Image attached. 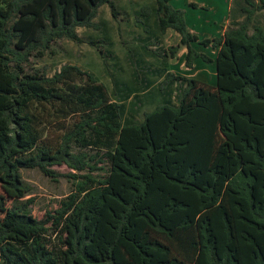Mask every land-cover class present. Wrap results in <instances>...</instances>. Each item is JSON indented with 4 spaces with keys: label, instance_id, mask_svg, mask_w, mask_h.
Returning a JSON list of instances; mask_svg holds the SVG:
<instances>
[{
    "label": "trees",
    "instance_id": "16d2710c",
    "mask_svg": "<svg viewBox=\"0 0 264 264\" xmlns=\"http://www.w3.org/2000/svg\"><path fill=\"white\" fill-rule=\"evenodd\" d=\"M173 1L136 10L144 49L172 29L180 42L165 56L184 47L188 68L211 63L214 76L150 68L160 93L180 85L177 102L162 92L167 103L124 121L125 96L92 72L30 67L62 39L106 56L109 37L78 28L102 29L105 4L118 20L117 0H0V264H264V0H232L213 37ZM29 168L73 185L43 216L25 199Z\"/></svg>",
    "mask_w": 264,
    "mask_h": 264
},
{
    "label": "rangeland",
    "instance_id": "374dc122",
    "mask_svg": "<svg viewBox=\"0 0 264 264\" xmlns=\"http://www.w3.org/2000/svg\"><path fill=\"white\" fill-rule=\"evenodd\" d=\"M198 1L202 4V8H190L188 0H174L173 5L186 10L188 23L192 30L200 33L201 37L221 34L229 25L228 9L232 0ZM117 4L121 9L118 20L112 17L111 8L105 4L99 8L96 18V21L101 22L102 29L78 28L79 33L86 40L109 37L110 44L106 42L101 44L106 56L103 57L98 48L88 42L77 44L71 40L62 39L53 43L51 50L43 57H31L30 67L45 68L49 73H53L65 63H72L92 72L98 80L109 87L117 101H120L119 96H125L122 113L124 121L133 117L142 119L145 111L154 109L158 104L167 103L162 92L170 93V101L177 102L180 85H169L161 94L157 87L161 85L164 75L151 73L150 68L172 64L175 71L185 75L200 78L214 76L213 66L210 64L206 66V64L196 63L194 68H188L185 65L187 49L184 47L173 59L165 56L170 46L178 45L180 42V35L172 29L160 34L157 40L153 39L150 49H144L141 38L149 36L141 26L137 25L136 10H141L144 5H155V0H117ZM139 17L141 20L145 18L142 15ZM255 19L259 23H264V12L258 13ZM149 22L150 26L154 27V17H150ZM201 48L202 46L198 47L199 50H202ZM206 51L212 56L216 54L214 49H206ZM155 52H160L162 55L158 56ZM149 77L152 78L153 84L150 83ZM130 89L137 90L133 91L134 93L127 99V92ZM114 91L117 92L116 95ZM53 168L61 173L71 171L66 165H55ZM22 173L25 181L31 186V192L25 199L34 198L31 207L38 216H43L47 210L59 206V201L73 190L70 178L59 177L57 181H54L39 169L30 168L23 169Z\"/></svg>",
    "mask_w": 264,
    "mask_h": 264
},
{
    "label": "crops",
    "instance_id": "0c3cea01",
    "mask_svg": "<svg viewBox=\"0 0 264 264\" xmlns=\"http://www.w3.org/2000/svg\"><path fill=\"white\" fill-rule=\"evenodd\" d=\"M195 32V31H194ZM195 33H197V34H199L200 35V33L199 32H195ZM201 36V35H200ZM202 50H205L206 51V49L207 48H204V47H202L201 48ZM169 65V64H168ZM173 66L174 65H170V66H168V67H170L171 69H170V71H172V72H174V73H176L177 71H175L174 69H173ZM207 66V65H206ZM210 66H211V63H210ZM176 74H178V75H181L182 73H180V72H177ZM183 76H187V77H193L192 75H185V74H182ZM208 77H210V76H208ZM207 76H205L204 78H201V79H204V80H208V79H210V78H208ZM195 78H200V77H195ZM208 78V79H207ZM149 79H151V77H149Z\"/></svg>",
    "mask_w": 264,
    "mask_h": 264
}]
</instances>
